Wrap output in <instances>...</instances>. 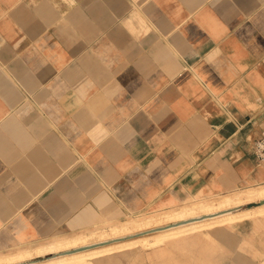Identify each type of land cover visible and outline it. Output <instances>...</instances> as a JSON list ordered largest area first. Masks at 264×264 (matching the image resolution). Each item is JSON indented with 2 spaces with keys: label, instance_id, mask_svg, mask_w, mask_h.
I'll return each instance as SVG.
<instances>
[{
  "label": "crops",
  "instance_id": "obj_1",
  "mask_svg": "<svg viewBox=\"0 0 264 264\" xmlns=\"http://www.w3.org/2000/svg\"><path fill=\"white\" fill-rule=\"evenodd\" d=\"M263 133L264 0H0V250L264 184Z\"/></svg>",
  "mask_w": 264,
  "mask_h": 264
},
{
  "label": "bare ground",
  "instance_id": "obj_2",
  "mask_svg": "<svg viewBox=\"0 0 264 264\" xmlns=\"http://www.w3.org/2000/svg\"><path fill=\"white\" fill-rule=\"evenodd\" d=\"M139 209L124 213L123 218L105 212L77 231L54 232L38 243L18 242L0 250V264H82L109 260L139 247L159 248L187 240L220 224L264 216V184L238 186L225 193L191 194L167 206Z\"/></svg>",
  "mask_w": 264,
  "mask_h": 264
},
{
  "label": "rangeland",
  "instance_id": "obj_3",
  "mask_svg": "<svg viewBox=\"0 0 264 264\" xmlns=\"http://www.w3.org/2000/svg\"><path fill=\"white\" fill-rule=\"evenodd\" d=\"M195 235L193 238H198V243L183 247V264H264V216L220 224ZM138 249L146 248H135Z\"/></svg>",
  "mask_w": 264,
  "mask_h": 264
},
{
  "label": "built area",
  "instance_id": "obj_4",
  "mask_svg": "<svg viewBox=\"0 0 264 264\" xmlns=\"http://www.w3.org/2000/svg\"><path fill=\"white\" fill-rule=\"evenodd\" d=\"M251 147L255 156L264 161V133L252 140Z\"/></svg>",
  "mask_w": 264,
  "mask_h": 264
}]
</instances>
